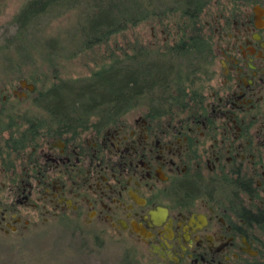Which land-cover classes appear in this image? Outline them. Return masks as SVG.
I'll use <instances>...</instances> for the list:
<instances>
[{
  "label": "flooded vegetation",
  "instance_id": "af4514ba",
  "mask_svg": "<svg viewBox=\"0 0 264 264\" xmlns=\"http://www.w3.org/2000/svg\"><path fill=\"white\" fill-rule=\"evenodd\" d=\"M211 11L206 73L165 117L72 132L2 83L0 235L38 218L89 255L115 241L111 264H264V3Z\"/></svg>",
  "mask_w": 264,
  "mask_h": 264
},
{
  "label": "trees",
  "instance_id": "16d2710c",
  "mask_svg": "<svg viewBox=\"0 0 264 264\" xmlns=\"http://www.w3.org/2000/svg\"><path fill=\"white\" fill-rule=\"evenodd\" d=\"M262 3L264 0H31L16 19L20 24L16 43L0 53L16 49L26 28L36 32L34 24L39 18L79 8L83 19L76 33L80 53H95L121 36L125 44L116 50L106 48L87 78L60 80L35 94L29 106L42 107L51 119L60 118L63 128L75 127L72 132L90 123L113 124L118 117L143 109L160 118L174 108L182 110L187 101L185 85H193L206 73L205 63L213 56L212 32L203 23L208 9L250 8ZM169 22L173 23L172 33L167 29L172 43L152 45L124 37L142 24L163 30ZM53 50L55 47L48 53L49 64L62 55L59 46ZM31 78L27 82L35 85ZM195 92L189 93L192 99H196ZM256 223L264 229V219Z\"/></svg>",
  "mask_w": 264,
  "mask_h": 264
},
{
  "label": "rangeland",
  "instance_id": "374dc122",
  "mask_svg": "<svg viewBox=\"0 0 264 264\" xmlns=\"http://www.w3.org/2000/svg\"><path fill=\"white\" fill-rule=\"evenodd\" d=\"M30 2L31 0H0V52L16 43L15 36L20 25L19 22L16 23V19L19 20L23 9ZM215 7L211 8V13L218 12L219 9L216 10ZM79 11V8H75L59 16H43L34 24L36 32L26 28L16 49L11 53H0V86L7 79L11 83L9 91L15 90L19 94L27 89L20 86V82L24 80L35 92V88L46 90L60 80L87 78L90 71L96 67L95 64L105 56L106 48L108 51L116 50L125 44L121 36L114 42L110 41L109 46H103L99 51L96 49L95 53H80L79 37L76 33L83 19ZM249 11L248 13L251 12ZM167 24L169 25H165L163 30L157 26L142 24L124 37L130 42L138 38L141 42L152 45L154 42L172 43L167 29L171 30L173 23ZM56 46H59L62 55L56 56V60L49 64L48 53L52 47H55V52ZM28 56L31 59L26 61ZM28 78H31L35 85L28 83ZM22 105L29 106L28 103ZM30 111L37 112L35 108ZM137 112L139 111L132 112L126 119L133 122L136 117L142 115ZM140 112H145V109ZM31 221L35 224H32L25 234H10L8 237L0 235V264H111L116 259V245L113 240L106 241L104 249L100 252L95 251L89 255L86 245L92 247L97 243L85 242L77 236L71 238L69 232L62 230L56 221L50 220V223L45 225L38 218ZM106 232L110 233L111 230L107 229Z\"/></svg>",
  "mask_w": 264,
  "mask_h": 264
},
{
  "label": "water",
  "instance_id": "95a60500",
  "mask_svg": "<svg viewBox=\"0 0 264 264\" xmlns=\"http://www.w3.org/2000/svg\"><path fill=\"white\" fill-rule=\"evenodd\" d=\"M20 86H21L22 88L26 87L29 91H32V90H33V87H32V86H30V85H26V81H25V80L22 81V82H20Z\"/></svg>",
  "mask_w": 264,
  "mask_h": 264
}]
</instances>
